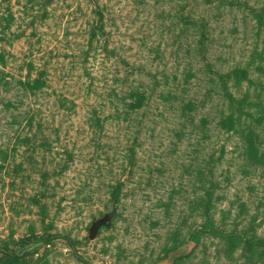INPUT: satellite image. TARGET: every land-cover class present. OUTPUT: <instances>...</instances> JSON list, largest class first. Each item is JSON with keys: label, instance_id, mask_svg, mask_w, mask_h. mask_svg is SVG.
Listing matches in <instances>:
<instances>
[{"label": "rangeland", "instance_id": "rangeland-1", "mask_svg": "<svg viewBox=\"0 0 264 264\" xmlns=\"http://www.w3.org/2000/svg\"><path fill=\"white\" fill-rule=\"evenodd\" d=\"M0 264H264V0H0Z\"/></svg>", "mask_w": 264, "mask_h": 264}, {"label": "water", "instance_id": "water-1", "mask_svg": "<svg viewBox=\"0 0 264 264\" xmlns=\"http://www.w3.org/2000/svg\"><path fill=\"white\" fill-rule=\"evenodd\" d=\"M96 231H97V225L93 224L91 229H90V232H89V238L90 239H92L95 236Z\"/></svg>", "mask_w": 264, "mask_h": 264}]
</instances>
